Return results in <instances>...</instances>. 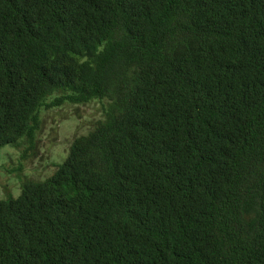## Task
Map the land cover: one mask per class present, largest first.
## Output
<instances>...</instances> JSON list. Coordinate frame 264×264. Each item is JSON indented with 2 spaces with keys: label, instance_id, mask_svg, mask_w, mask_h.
I'll return each mask as SVG.
<instances>
[{
  "label": "trees",
  "instance_id": "1",
  "mask_svg": "<svg viewBox=\"0 0 264 264\" xmlns=\"http://www.w3.org/2000/svg\"><path fill=\"white\" fill-rule=\"evenodd\" d=\"M94 100L0 264H264V0H0V149Z\"/></svg>",
  "mask_w": 264,
  "mask_h": 264
},
{
  "label": "rangeland",
  "instance_id": "2",
  "mask_svg": "<svg viewBox=\"0 0 264 264\" xmlns=\"http://www.w3.org/2000/svg\"><path fill=\"white\" fill-rule=\"evenodd\" d=\"M107 102L66 103L41 109V127L31 143L0 149V199L18 198L27 180L50 178L66 160L74 139L88 134L105 117Z\"/></svg>",
  "mask_w": 264,
  "mask_h": 264
}]
</instances>
